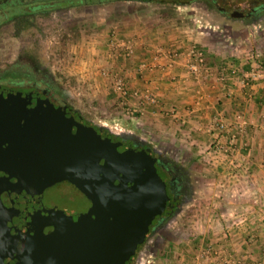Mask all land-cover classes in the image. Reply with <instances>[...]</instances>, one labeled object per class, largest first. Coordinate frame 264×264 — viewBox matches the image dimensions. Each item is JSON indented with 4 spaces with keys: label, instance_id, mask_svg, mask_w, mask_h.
I'll return each mask as SVG.
<instances>
[{
    "label": "crops",
    "instance_id": "1",
    "mask_svg": "<svg viewBox=\"0 0 264 264\" xmlns=\"http://www.w3.org/2000/svg\"><path fill=\"white\" fill-rule=\"evenodd\" d=\"M164 14L144 20L135 12L112 27L114 37L134 44L131 56L111 57L109 39L81 42L75 50L76 75L102 91L112 89L114 75L122 76L127 109L136 110L139 124L155 140L185 142L184 148L196 149L190 158L212 154L219 164L212 169L211 184L198 178L194 192L205 195L211 186L212 196L186 202L196 201L199 212L191 229L168 243L172 248L162 253L161 263L264 264V30L257 40L246 31L241 46L210 37L214 32L201 25L184 27L164 19ZM198 52L203 64L192 74L188 65ZM146 89L154 100L142 103ZM219 121L228 125L226 132L215 128ZM221 174L229 176L222 180Z\"/></svg>",
    "mask_w": 264,
    "mask_h": 264
},
{
    "label": "water",
    "instance_id": "2",
    "mask_svg": "<svg viewBox=\"0 0 264 264\" xmlns=\"http://www.w3.org/2000/svg\"><path fill=\"white\" fill-rule=\"evenodd\" d=\"M176 199L146 149L120 147L42 95L0 92V264H131Z\"/></svg>",
    "mask_w": 264,
    "mask_h": 264
},
{
    "label": "rangeland",
    "instance_id": "3",
    "mask_svg": "<svg viewBox=\"0 0 264 264\" xmlns=\"http://www.w3.org/2000/svg\"><path fill=\"white\" fill-rule=\"evenodd\" d=\"M69 1L64 5H57L56 0H44V7L33 10L25 6L15 8L16 5H12L13 7L8 10L6 21L20 20L21 25L17 27L11 23L6 28H0V69L19 56L28 69H39L48 79L55 82L65 92V98L72 107L91 124L115 135L131 133L149 146L160 150L165 158L171 159L188 171L193 189L189 198L182 202L167 222L154 229L137 251L133 262V264H160L164 255L162 253L165 249L172 248V244L168 243L179 240L181 230L186 227L191 229V224L194 222L192 219L195 220L199 212L196 201H192L193 204L186 202L212 196L211 186H208L205 195L202 191L196 194L194 190L202 180L205 184L206 182L211 184L214 176L212 169L219 164L214 161V157L211 158L212 154L206 159L197 158L199 156L190 158L196 149L191 150L187 145L184 148L185 142L177 145L171 144L170 141L164 144L160 142L161 140H155L143 125L139 124L140 117L136 112L133 114L127 109L125 99L120 98L111 88L103 91L99 87L92 88L88 85L87 79L76 75L79 64L75 50H79V44L88 39H105V41L110 39L112 27L120 26L123 21L130 20L132 13L135 12H140L144 20L165 13L164 19L180 22L184 27L201 25L205 27V32H214V34L209 33L210 37L217 35L218 39H230L233 43L242 46L246 31L252 32L255 36L253 38L257 40L258 32L264 30V9L256 13L254 19H240L224 14L220 8L230 11L233 8L259 5L264 0H194L168 7L156 2L147 3L137 0H113L106 3ZM31 4L38 3L31 2ZM0 7L4 8V5ZM15 15L21 17L15 19ZM202 168H206L205 172ZM228 176V174L220 175L222 180H226ZM224 209L226 210V207Z\"/></svg>",
    "mask_w": 264,
    "mask_h": 264
},
{
    "label": "flooded vegetation",
    "instance_id": "4",
    "mask_svg": "<svg viewBox=\"0 0 264 264\" xmlns=\"http://www.w3.org/2000/svg\"><path fill=\"white\" fill-rule=\"evenodd\" d=\"M32 3H38L33 5ZM69 0H56L57 5H64ZM23 5H22V4ZM0 28H6L7 25L14 23L15 26H20V20L6 21L7 15L9 14L10 7L16 5L15 8L25 6L30 9L41 8L45 6L44 0H0ZM264 9V3L259 5H249L243 8H233L230 11H225L224 8H220L224 14H230L232 17L240 19L251 18L254 19L256 13ZM21 15H15V19H19ZM3 90L21 92V93H35L42 95L45 100L51 102V104L58 109L64 110L67 114L73 117L78 122L84 125L91 126L96 132L102 136L107 137L113 142H118L119 146L124 149L135 148L137 146L146 149L149 154L154 158L157 173L163 179L166 185L167 194L173 198L176 196V202L172 206H168L164 212L154 219V222H159L157 227L164 222H167L171 218L173 213L179 209L182 202L189 198L190 192L193 191L192 185L189 180L188 171L181 165L176 164L171 159L165 158L161 154L160 150L149 146L145 142H137L133 138L121 137L120 135H113L106 129L96 126L93 127L87 124V120L82 117L80 113L72 107V105L65 98V92L52 80L43 74L39 69L33 68L32 70L27 68V65L17 56L14 61L4 64L0 69V92ZM156 227V228H157Z\"/></svg>",
    "mask_w": 264,
    "mask_h": 264
},
{
    "label": "built area",
    "instance_id": "5",
    "mask_svg": "<svg viewBox=\"0 0 264 264\" xmlns=\"http://www.w3.org/2000/svg\"><path fill=\"white\" fill-rule=\"evenodd\" d=\"M115 34H113L110 39L108 40V54L111 57H128L131 56L134 53V44L129 39H118L114 37ZM203 64V57L201 55V52L195 53V59L193 62H191L188 65V71L192 74L198 73L201 69V66ZM106 72H109L107 70ZM231 72H236V69H231ZM106 74V73H103ZM252 75V74H251ZM253 76V75H252ZM112 89L113 91L120 96V98H125L127 96V86L125 83V80L119 76L114 75L112 79ZM152 93L149 90H144L142 95V103L143 101H153ZM130 113H135V109H130ZM215 128L220 132H226L229 128L228 125H226L223 121H219L215 124ZM222 152H226L225 154L229 156L231 154L230 149L223 148Z\"/></svg>",
    "mask_w": 264,
    "mask_h": 264
},
{
    "label": "trees",
    "instance_id": "6",
    "mask_svg": "<svg viewBox=\"0 0 264 264\" xmlns=\"http://www.w3.org/2000/svg\"><path fill=\"white\" fill-rule=\"evenodd\" d=\"M110 1H113V0H77V2H97V3H106V2H110ZM137 1H140V2H156L158 4H162L164 7H168V6H172V5H175V4H185V3H190L194 0H137ZM264 3V2H263ZM87 124H90L92 125L93 127H95V125L91 124L88 120H87ZM114 135V134H113ZM159 222L161 221H156V222H152V224L149 226V230L148 232L146 233L143 241L140 243V245L136 248L135 250V253L132 257V263L134 262V259H135V255L137 253V251L141 248V246L144 244V242L147 240V238L152 234V232L154 231V229H156L157 227V224H159Z\"/></svg>",
    "mask_w": 264,
    "mask_h": 264
}]
</instances>
